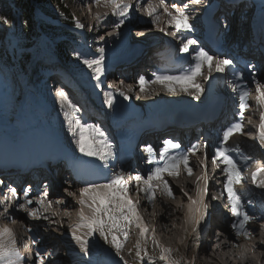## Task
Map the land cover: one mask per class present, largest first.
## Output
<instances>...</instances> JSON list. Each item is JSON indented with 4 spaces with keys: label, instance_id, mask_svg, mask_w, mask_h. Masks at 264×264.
Segmentation results:
<instances>
[{
    "label": "snow or ice",
    "instance_id": "1",
    "mask_svg": "<svg viewBox=\"0 0 264 264\" xmlns=\"http://www.w3.org/2000/svg\"><path fill=\"white\" fill-rule=\"evenodd\" d=\"M95 4L100 5L103 3L105 7H111L112 14L118 17V21L115 23V27L119 29L124 24V19L129 16V10L132 8V4L127 2V0H94ZM201 0H191L192 4H199ZM163 9V14L168 17V23L174 25L176 32H180L181 29L190 30L191 25L189 24V16L187 14L188 5L184 4L182 7L176 5L175 3L170 6L165 3V0H148L146 6V14L149 17H153L152 23L156 24L160 21V14L158 9ZM97 18L100 15L97 14ZM0 22L5 24L9 23L8 19L0 15ZM75 26L77 28H83L84 25L78 20ZM164 31L163 28L160 29ZM176 32L172 35L175 36ZM197 41L193 39H187L183 43L181 48L182 52H188L190 46L195 45ZM96 51L99 53V57L95 59H83V63L92 70L93 79L97 82L96 87L101 86V77L104 75V48L98 47ZM214 58L203 48L196 50L194 57L195 64L187 72L182 73L179 76L170 75H155V79L151 83H160L168 91L174 92L176 88L174 87L175 82L188 81L189 84H181L180 90L188 92L189 95L194 96L197 100L200 98V93L203 88L200 83L196 82V77L201 75V69L204 67L207 61H212ZM230 59L225 58H215L214 67L209 65L208 74L203 76L204 80H208L213 71L218 73H223L226 68L232 65ZM144 76L139 77V83L141 91L144 90V85L148 83ZM110 87V86H109ZM193 88L194 91L189 89ZM131 89L129 88V91ZM237 90L234 87V91ZM256 105L258 108H264V86L259 82L256 83ZM57 96L60 98L59 103L61 108L69 109L70 111H65L64 116L68 120L69 129L76 137L75 143L83 155L94 156L107 163L108 159L113 156L112 144L107 140L104 132L97 126L87 124L82 122V120L76 117V113L80 112V109L74 105L68 98L67 94L63 89L57 91ZM248 90H240L239 94V107H240V117L243 119V113L246 108L249 107ZM107 97V104L109 107L113 104V95L111 92L105 93ZM121 96L127 99V95L124 92H120ZM243 132V125L241 122L232 124L223 132L222 141L219 147L216 148L215 154L212 157V163L219 168L220 164H224L225 167L222 172L226 175V180L224 182V190L227 193L228 203L231 205V213L233 216L237 217V222L232 224V228L235 230L236 235L244 236L245 238H250L253 233L249 230L246 225L254 219L247 212L243 211V205L241 203L240 197L237 194L235 185L240 184L242 179V172L237 162L229 154L230 149L227 147L229 139L234 133ZM257 139L262 147H264V111L260 112V124L257 131ZM166 147L163 149L161 155L162 157H167L165 159L163 167L157 166L152 169L145 179L140 174L135 176H125L124 172L116 174L114 178L108 180L105 183H89L87 186L79 189V198L77 203L79 204L78 210V222L72 226V239L80 246L81 252L87 256L89 255V242L87 239L82 238L77 235V230L81 228H86L87 235L89 237L93 236L95 233H99L106 243H110L115 249L117 254L123 247V242L119 239L117 232L123 234L125 240L129 235V227L135 224V227L140 229V236L145 237L148 229L142 224L141 217L137 213V205L139 201L133 202L129 196L130 187L135 191H142L147 193L149 202H151L156 195L157 187H159L164 193L169 197H174L172 187L169 181L164 178V174L167 173L168 176H178L180 172L181 165L187 170L189 175L193 173V167L190 166L189 153L195 154L199 149V145H193L192 148L188 149L187 152H183L176 156H168L169 149H179L180 145L174 143L172 140H166ZM207 147V146H205ZM145 151L149 154L148 163H153L151 156L153 154V147L148 145L145 147ZM204 160L199 161V164L206 169L207 152L204 154ZM245 162H247L250 157H245ZM219 161V163H217ZM131 181H135L134 185H130ZM156 182L154 184L153 182ZM200 181H203V186H201ZM252 184L257 188L264 189V166L257 167L255 171L251 172ZM2 183V181H0ZM143 185L141 188L140 185ZM208 180L206 171L201 174L197 179V193L198 199L193 200L190 196L188 199L191 201L189 205V213H196L198 216L195 219L197 225H199L200 220L204 218L207 204L203 202L204 196L208 194ZM11 196H5L4 201H10L16 197V189H10ZM69 195H75V193H69ZM185 196L188 194L185 192ZM26 204H31L32 201L27 199L28 191L24 192ZM217 197L212 196L211 199L215 200ZM2 202V201H0ZM37 204H42L41 201H37ZM193 205L197 207L193 208ZM19 207L25 209L29 216H36L39 213V209L32 208L27 209L25 204H19ZM44 210L47 211L52 207V202L48 201L46 205H43ZM7 207H5L3 212H0V217H5L7 213ZM57 213H53L56 215ZM242 217V219H241ZM31 231V229H29ZM109 236L111 239L109 240ZM153 243L160 248V260L164 261L165 264H179L178 261H172L169 259V254L171 249L164 248L159 245L155 239ZM264 243V241H261ZM17 240L9 228H0V264H25V257L21 255L16 247ZM137 257L141 258V251H144L147 255V250L144 249L139 241L136 244ZM39 264H44L45 255L40 252L36 253ZM121 259H123L121 257ZM127 264V262H125Z\"/></svg>",
    "mask_w": 264,
    "mask_h": 264
},
{
    "label": "rangeland",
    "instance_id": "2",
    "mask_svg": "<svg viewBox=\"0 0 264 264\" xmlns=\"http://www.w3.org/2000/svg\"><path fill=\"white\" fill-rule=\"evenodd\" d=\"M61 3L64 4L63 8L69 10V13H70L71 17L74 19L75 24H76V21L78 20L81 24L84 25V27L86 25H89L88 22L92 21L94 19L95 15H97V14H101L104 12H109L108 14H112L111 7H105L104 6L102 8L100 5L95 4V2L93 0H85V2L83 4H80L79 0H61ZM133 3H134V1H133ZM255 5H256V9H255L256 15L255 16H253V10L252 11L250 10L252 8L248 9L249 16H251V17H249V18L247 17V19H250L251 22L253 20V17H256V19L254 18L256 22L260 20L261 16L264 17V0H254L253 3L250 4V7H254ZM56 7L57 6H55V8ZM41 8L43 9V8H45V6H42ZM133 8L138 9V7H136V6ZM142 8H141V12H142V16H143L145 14L144 13L145 9L143 8L144 9L143 10ZM0 9H2V13H3L2 15L5 16L9 21V23H7V24H4V23L0 24V49L3 50V51H0V85H1V87H3L4 85H9L10 88L13 90L12 91L13 96L11 98L12 100L9 99L10 102H8L6 104L7 106H5V109H7V111H8L10 109V107H12L11 104H12L13 100L14 101L17 99L19 100L18 103L16 104L17 106L14 107L13 113L11 115L5 114L4 119H2V121H0V123H3L2 125H0V159L15 158V157H13L14 155H12V154H15V152H17L19 150H23L24 146H21V148L14 146V144L16 143V140L18 139L17 133H21L22 130H24L28 125H31V123L32 124L37 123L40 128L52 129L55 127L59 131H62L66 135L67 142L70 143L72 148H74L76 150V153H78V152L80 153V151L78 150L76 143H75L76 137L73 136V133L69 129L68 120L65 118L64 113L62 112V108L59 109L55 105L52 107L47 106V108H48V110H50V112L45 115V112H44L45 107L42 103L43 101L41 102V104H39V97H38V101H36L37 96H40V94L42 93L41 89H43V86L40 89V85H39L41 78L45 75V73L43 72V69H45V68H43V66H45V67L47 66L51 70H53L52 66L46 64L47 63V61H46V62H37L35 65H30V66L26 67L24 76L26 75V77L28 79L25 83L22 81L23 78H21V79L18 78V74L16 73V71L14 69H12V68L5 69L2 66V64H3L2 61L4 59L5 54H7V51H9L11 48L13 49V46L10 43V41H11V35L13 32V26L12 25H13V23H15L16 18H15V15L12 13L13 9L9 5L8 0H0ZM58 10L59 9L56 8L57 12H59ZM36 11H38V9L34 5L32 12H33L35 17L37 16ZM161 12L162 11H160L159 23L154 24L153 27L149 26V23H147L146 26H144V27L138 26L137 28H135V33H133V36H131V38H127V35L124 36V34H123L124 29L121 28V30H119V31H120V34L123 35V38L120 41V45L118 46V48L114 52L109 54V59H107L106 61L113 60L116 55L120 54V52H125L129 47L134 45V44H131V43H133V41L137 42L138 40H141V41L144 40V39L140 38V36H141V34H139L140 30H146V29L149 30L150 29V31L146 32V34H145L146 36H148V38L146 40H144V42L146 44H151L152 42L162 41L161 39H163V38L165 39L167 37V34H165V32L168 31L167 28L170 26H173V25H171L167 22L169 18L166 17L165 15H163V13H161ZM257 18H258V20H257ZM245 21H249V20H245ZM142 24L145 25L144 23H142ZM160 24H161V26H160ZM157 25H159L160 27ZM110 27H112L111 29H114L113 28V27H115L114 23H112V26H110ZM103 28H104L103 31L105 32L107 29V26L103 27ZM161 28H163L164 31H161L160 30ZM96 30H95V32H96ZM100 32L97 33L98 35H96L95 33L91 34L89 43H92V44H90V46H86V48L82 47L81 45L79 46L78 52H79L81 58H83V59H95V58L99 57V53L96 51L97 46H95V44H96L95 42H97L99 39V38L97 39V37L105 36L104 38H106L109 36L107 34H111V33H113V31L112 32L108 31V33L105 35H103V33L100 34ZM163 34H164V36H163ZM156 36H158V37H156ZM157 38H158V40H155ZM112 41H114V40L106 39V41H104V43L105 42L111 43ZM115 41H116V39H115ZM124 41H126L127 44H126L125 48L121 49L120 46L123 47L122 44ZM162 43H164V42H161V44ZM39 44L42 45V42L40 41ZM7 45H8L9 49L4 48ZM262 45H264V44H262ZM99 46H104L103 48H105L106 44L99 45ZM262 48H264V46H262ZM149 50L151 51V49H149V47H148V51ZM146 51H147L146 49L143 50V52H146ZM256 51H259V47H256L255 52ZM130 53L131 52H128L127 54L130 55ZM14 54H16V53H14ZM146 54H147V52H146ZM18 57L19 56H17L16 59H18ZM119 57H121V56H119ZM10 61L12 62V59ZM138 63L139 62H136L134 64V66H137ZM145 63L146 62H144L143 65ZM54 64H57V63H54ZM141 65L142 64H139L137 67L139 68V67H141ZM82 66L83 67L80 69H78L76 67H72V69H70V72H72L74 74V76H76V77H79V76L84 77L85 81L83 83L86 84V82H88V79L92 75V70L89 69L84 63H82ZM133 68L136 69V67H133ZM133 68L130 67V70H132ZM140 70H142V67L140 68ZM64 71H66V70H64ZM132 74H135V72H132ZM135 75H137V74H135ZM129 76H131V74ZM111 82H112V79L109 80V83H111ZM119 83L121 84L122 81L119 80V82H117V84H119ZM155 84L156 83H151V80H150V82H148V84H147V87H152L151 85H155ZM121 85L128 88L127 90H125L128 95H129L130 91H131V93L134 92V94L132 93V95L130 93V97L126 94L128 98L125 99L124 96L120 95V92H123V91L116 89L117 85L115 86V84H114L115 90H118L117 93H114V96H115V98L121 97L120 98L121 103L119 102L120 103L119 105L120 106L122 105L126 108H131L132 104H136V107H137V105L140 104V105L145 106V107L148 105L149 107L153 106L154 108H158L157 104L150 105V103H152V101L150 102L149 98L150 99L152 98L151 100L154 99V102L159 100L158 102L162 104L161 108H163V107L166 108V107H169V106H167V104H168L167 101L172 99V96L171 95L169 96L166 93H165L166 95L165 94L153 95V93H152L149 95V97L147 95L148 100L145 101V100H143V98H144L143 91L144 90L143 91H141L139 89L136 90L138 87L137 83H136V85H135V83L133 85L131 81H128L126 83H122ZM129 88L131 89L130 91H128ZM148 90H150V89H147L146 93L149 92ZM203 94H200V95L203 96ZM73 95L74 96H81V93L79 91L74 90ZM187 95H189V94H187ZM129 98H131L130 100H132V101H129ZM98 99H100V98H98ZM173 99H172V101H174V105H178L182 102L181 100H184V99H181L180 97L177 98L179 101L177 99H175L176 101ZM200 99H201V97H200ZM75 101L76 100H73V104L78 105V103ZM103 101L104 102L99 101L100 105L107 107L108 111H110V107L107 104L106 98ZM77 107H80L79 108L80 109V112H79L80 116L76 115V117L80 118L82 120V122H85V121L88 122V120L85 119V117L87 118V116H89L91 114L90 112H87L88 108L83 107L81 105H78ZM67 110L70 111L69 109H67ZM114 113H118V112L116 110H114ZM0 118H2L1 115H0ZM96 118L97 117H92V119H91L92 122L90 124H93L94 123L93 120ZM114 118L117 119V116ZM89 120H90V118H89ZM143 124H145V126H146V123L144 120L141 122L142 126H143ZM257 124H258V121H256V125ZM170 127H171V125L170 126L168 125L166 127V129H169ZM39 131H41V130H39ZM34 132L35 131H33V133ZM36 133H38V131H36ZM30 135H32V134L30 133ZM33 136H35V134H33ZM43 136H44L43 132L41 134H39V137H42V139H44ZM3 137L8 139L10 141L11 145L6 144L4 142H1V139H3ZM52 141H54L53 138H48V142H46V143L52 144V143H54ZM36 145L40 146V147L42 146L38 142L36 143ZM5 146H9L10 148L8 147L7 149H5V148L2 149V147H5ZM17 153L21 154L22 156L26 155L23 153V151H19ZM30 153L35 154L34 151L29 152V154ZM80 154H82V153H80ZM95 158H97V157H95ZM10 160H12V159H10ZM0 163L2 164L3 162L0 161ZM1 170H3V169L0 167V171ZM193 175H194L193 173H192V175L188 174L189 178H193L194 177ZM182 179L183 180H180L177 177L178 181L184 182V180H185L184 175H183ZM169 181L171 183L173 181V179H170ZM102 183H104V182H102ZM175 184L176 183H174V186H175ZM193 185L195 186V184H193ZM81 188H83V187H81ZM81 188H79V189H81ZM64 189H67L71 193L73 192L68 188H64ZM189 189H190V192L188 191L187 188L185 189V190H187L186 193L187 194L189 193L188 196H186V197H184V194L182 191H180V192H182L183 195L181 193L178 195L177 193H175L176 191H178L176 188L172 189V190H173V193L175 194L176 198L178 197L179 199H181V197L182 198L184 197L183 198L184 201L187 202V197L190 196L192 198V196H194V193L197 191V188L195 189V187H193V186H192V188H189ZM164 194L165 193L162 192V197H164ZM165 199L167 200V198H165ZM154 200H155V203H154L155 205H160V204H158L159 198H158V200L153 199L151 202H154ZM207 204H208V202H207ZM77 206L78 205H76L77 209L75 208V209L69 211L70 215L72 214L73 216H78L77 213H78L79 208ZM148 216L150 217V222H148L146 220V218H145V220H143V218L141 219L142 222H145V223L151 225L150 226V233L149 232L147 233L148 234L147 237H149V238H146V239H148L147 241L143 240V238H140L139 236H136L134 234L133 231H136L137 228L135 227V224H133L128 229L129 235H128L126 240H125L122 233H120V232L116 233L118 235L119 239L123 242V247L121 248L119 255H118L116 252V249L110 243H106L105 240L102 237H100L99 233L97 232V235L99 237V239H98L99 241L97 239H95V244H94L95 250L93 251V250L89 249V251H92V253H89V255H87V256L84 255L80 259L81 260L80 264H125V262H127V264H165V262L161 261L159 258L160 257V255H159L160 248L157 247L155 243H153V239H155V241H157L160 246H162L164 248L171 249V253L169 254V259L172 261H178L179 264H224V263L227 264L228 261H229L228 264H230V263L231 264H241V262H243V261L248 262V264H264V248L259 250V249H256V246L254 247L253 238L255 236L254 237L251 236L250 238H243L244 236H241L240 237L241 238L240 243L237 245L238 249H235L232 252L235 255V257H237V259L235 258V260H233L234 257L231 256L232 258L229 257V258H231L230 260L223 261L221 263V262H219V258H221V257H219L220 254H218V252L215 253L216 254V256H215L213 254V251H211L212 253H210V254L212 256H209L208 252H210V251L208 248L211 245H209V241H207L208 239H206L205 241H201V238H203V236L200 234L203 232V228L200 230H197V228H195L196 226L195 227L192 226V227L188 228L189 225L194 223L192 218L191 219L188 218L189 219L188 221H184L183 219H181L182 217L180 218V217L176 216V224H173L172 220L169 218L170 219L171 232H172V234H169L167 230L164 231V230L160 229L157 233H155V231L153 230L154 229L153 226H155V225L159 226L160 222H161V225L165 224V218L162 219L159 216V214L154 216L155 218L153 217V215H148ZM68 220H69V218H67L65 220V222H63V223H60L59 220H51V221H53L51 223V225H49V223L51 221H45L44 225L50 226L52 228V230H56V232L58 230H59V232H66L67 229L69 230L71 228V227L69 228V226H71V223L67 224V222H69ZM202 222H203V219L201 220L200 223H202ZM166 223H167V221H166ZM216 223L217 222L213 218L211 219V222L209 223V226H211V228H213V231L215 230L214 227L216 226ZM168 224H169V222H168ZM159 228H162V227H159ZM174 228H175V230H174ZM262 228H264V227H262ZM82 229H85V228H82ZM52 233H54V231H52ZM79 233H82V231H79ZM207 234H208V232H207ZM150 236L154 237V238L152 239ZM110 239H111V237L109 236V240ZM245 239L250 240V241H246ZM255 239L260 241V239H258V238H255ZM244 240H245V242H244ZM137 241H139L140 243L142 242L141 243L142 247L147 250V255H145L144 251H141L142 259H139L136 255ZM205 242H206V248H202V246H204L203 244ZM69 247H72L74 250L80 249V246L77 244H75V245L73 244V246H69ZM186 254L189 257L188 258L189 261H186V256H187ZM99 255H100V257H99ZM258 256L260 257V259H258ZM121 257L123 259H121ZM143 259H145L146 261H143ZM238 259H239V261H237ZM235 261L237 263H234Z\"/></svg>",
    "mask_w": 264,
    "mask_h": 264
},
{
    "label": "bare ground",
    "instance_id": "3",
    "mask_svg": "<svg viewBox=\"0 0 264 264\" xmlns=\"http://www.w3.org/2000/svg\"><path fill=\"white\" fill-rule=\"evenodd\" d=\"M133 1L134 0H127V2H129V3H131L132 5H133V7H135L136 6V2H134L133 3ZM148 1V0H147ZM253 1L254 0H248L247 2L249 3V4H251V3H253ZM144 6L146 5V2H144V4H143ZM132 7V9L134 10V12H136V9L135 8H133ZM143 7V6H142ZM144 8V7H143ZM245 10V9H244ZM159 12V11H158ZM223 12H224V10H223ZM144 13H146L145 12V10H144ZM160 13V12H159ZM188 14V13H187ZM47 15V14H46ZM49 16V15H48ZM107 16H108V19H110V18H114L115 16L113 15V14H107ZM188 16H189V14H188ZM152 18V17H151ZM166 18V17H165ZM191 19V21H193V18H191L190 16H189V20ZM38 20H41V21H45V20H42V19H38ZM94 20V19H93ZM248 20V19H247ZM46 22V21H45ZM163 22V21H162ZM248 22V21H247ZM161 23V22H160ZM135 24V28H137L138 26H140V27H144V26H146V24L145 25H143L142 23H138V22H136V23H134ZM162 24V23H161ZM161 24H160V26H161ZM196 25H198L197 24V22H196V24H195V26ZM237 25V22H234L233 23V27L235 28V26ZM106 26H107V29H106V31L104 32L103 30H104V28L102 27V28H98V32L97 33H99L100 31V34H102L103 33V35H105V34H107L108 33V31L110 32V31H113L114 29H111L112 27H110V26H112V23H108V24H106ZM105 26V27H106ZM157 26H159V25H157ZM159 26V27H160ZM124 29V28H123ZM157 29V28H156ZM168 29V31L167 32H165V34H167V37L164 39H161L163 42H164V46H162L161 47V49L162 50H166L165 51V53L169 50V48L172 46V45H175V44H177L178 46H180V45H183V43L184 42H180V39L179 38H182V32H176V29H175V27H174V25L173 26H170V27H168L167 28ZM119 31V30H118ZM139 31V30H138ZM150 31V29L148 30V29H146V30H140L139 31V34H141V36H140V38L141 39H144V40H146L147 38H148V36H146L145 34H146V32H149ZM195 31V30H194ZM173 32H176V35L175 36H173L172 35V33ZM93 33V32H92ZM196 33H199V31H196ZM123 36V35H122ZM163 36H164V34H163ZM104 37V36H103ZM156 37H158V36H156ZM162 38V37H161ZM127 39V38H126ZM155 40H158V38L157 39H155ZM193 40H195V41H197V43H196V45L198 46L199 44H201L200 42V40L199 39H193ZM126 41H124L123 42V47H121L120 46V48L122 49V48H125V46H126ZM163 44V43H162ZM160 49V48H159ZM126 50V49H125ZM247 50V49H246ZM253 51L255 50V48L254 49H252ZM185 53V52H184ZM184 53H183V55H184ZM191 53V52H190ZM194 56H191L190 57V60L192 61V58H193ZM256 59V58H255ZM193 63H195V61L193 62ZM255 63V62H254ZM174 64H176V62L174 63ZM139 65V64H138ZM190 65V63H188L187 64V66H189ZM209 65H213V62H210V61H207L206 62V64L204 65V67L201 69L202 71H207V74H208V67H209ZM214 67V66H213ZM231 68V66H229L228 68H226L225 69V71L223 72V73H218V72H215V71H213L212 73H211V75H210V77H209V79L208 80H206V82L208 81V84H207V88H206V96H207V94L208 95H210V96H212L214 93H216V92H221L222 93V91H221V89H220V87H221V85H222V76L226 73V70H228L229 72H233L232 71V69H230ZM127 70H130V67L129 68H127ZM135 71H136V69H134ZM132 72H134L133 71V69L131 70ZM161 71H163V70H161ZM185 72H187V71H184V73ZM136 73V72H135ZM150 73H152L151 74V79H154L153 78V76H155L154 74H156V73H153V70L152 69H150ZM206 74V75H207ZM143 75H144V77H145V79H146V81H149L150 82V78H148L146 75V73H143ZM222 75V76H221ZM170 76H172V74L170 75ZM176 76H179V75H176ZM220 76H221V78H220ZM226 74H225V78H226ZM202 77H203V75L201 74L200 76H198V77H196V82H198V83H200L201 84V82H202ZM152 81V80H151ZM134 83H135V85H136V82L134 81ZM249 83V82H248ZM122 84V83H121ZM138 84V83H137ZM147 84L148 83H146L145 85H144V91H143V93H144V98H143V100H148L147 99V95H148V97H149V95L150 94H152L153 93V95H159V94H167V95H171L172 96V99L173 100H175V99H177V98H181V99H184V100H181L182 102L181 103H183V102H185L186 104V106L188 107V109H187V111H190L191 109H195V108H198V106H199V103H198V101H200L199 99L197 100L195 97H193L192 95H187L188 94V92H184V91H181L180 90V85L181 84H189V82L188 81H179V82H175L174 83V87L176 88V91H174V92H170V91H168L162 84H159L158 85V83H156L155 85H151L152 87H147ZM127 85V84H126ZM139 85V84H138ZM137 85V86H138ZM116 86V85H115ZM201 86H202V84H201ZM139 87L140 86H138L137 87V89L136 90H138L139 89ZM249 87H251V84H249ZM133 88V87H132ZM123 89H125V88H123ZM147 89H150V90H148L149 92H147L146 93V91H147ZM219 89V90H218ZM115 90V89H114ZM120 90V89H119ZM133 90V89H132ZM190 91H194V89L193 88H191L190 87V89H189ZM223 90H224V88H223ZM227 90V89H226ZM75 91H79V90H75ZM117 91L118 90H115V93H117ZM129 91V90H128ZM127 91V92H128ZM154 91V92H153ZM251 91H253V93L252 92H250V94H249V97H248V104H249V107L248 108H246L245 109V113H247V115H249V117H252V119L251 120H249V119H246L245 118V122L247 121L248 123H247V126H246V129L244 130V134H246L247 136H249L250 135V133H251V131H249V130H251V126H252V123H253V125H254V127H257V125H256V122L255 121H253L254 120V117L253 116H256V111L258 112V110L259 109H261V111H264V108H258L257 107V105H256V95H255V93H256V91L255 90H253V89H251ZM123 92L125 93V94H127L126 93V91L125 90H123ZM130 93H131V91H130ZM130 93H129V97H130ZM133 94H134V92H132ZM132 93H131V95H132ZM71 94H73V92H71ZM140 94V93H139ZM138 94V95H139ZM165 94V95H166ZM177 94V95H176ZM225 94H227V93H225ZM205 95V93L203 94V96ZM177 96V97H176ZM192 96V97H191ZM115 97V96H114ZM139 97V96H138ZM121 98V97H120ZM120 98L118 97H116L115 99H116V101L118 102V104H120L121 103V100H120ZM140 98V97H139ZM194 98V99H193ZM131 98H129V101H132V100H130ZM133 99V98H132ZM152 99V98H151ZM150 98H149V100H150V102L152 101V103H150V105H152V104H157V107H158V109L160 110L161 109V107H162V104L161 103H159L158 101H155L154 102V99L153 100H151ZM172 99H170V100H168L167 102H168V104H167V106H169V107H166V108H164L165 110V113L164 114H166L167 115V119H170L171 117V115H173V113L178 109V108H181V109H184L185 108V105H180V104H178V105H174V101H172ZM178 100V99H177ZM176 101V100H175ZM179 101V100H178ZM72 103H73V100L71 101ZM120 102V103H119ZM166 102V103H167ZM132 104V103H131ZM74 105H76L77 106V104H74ZM120 106V105H119ZM164 106V105H163ZM153 107V106H152ZM156 107V106H155ZM78 108H80V107H78ZM143 108V109H142ZM154 108V107H153ZM144 109H146L147 111V113L148 114H150V111H152L151 110V107H149L148 105L145 107V106H142V105H137V107H136V104H132L131 105V108H130V110L131 111H133L134 113H135V111H139V112H142V111H144ZM260 111V112H261ZM184 113H185V115L186 116H189L188 114H190L191 115V111L188 113L187 112V114H186V112L185 111H183ZM75 115H78V116H80V113H76ZM170 115V116H169ZM158 117H163L162 115L161 116H158ZM180 116H177V118H179ZM87 118H90L89 116H87ZM92 119V118H91ZM114 119V118H113ZM96 121H97V119H94L93 120V124H90L92 121L91 120H89L88 122H86L87 124H90V125H94L95 126V124H96ZM145 121V120H144ZM137 122V124H140L139 126H141V127H139V128H134L133 129V131L134 132H137V130H139V129H141V128H143L144 126H145V124L142 126L141 125V119L140 118H138V120L136 121ZM140 122V123H139ZM238 122H240V121H238ZM145 123H146V126L148 127V128H150L151 127V123H149V121H145ZM151 124V125H150ZM108 125H109V123H108ZM125 125H127L126 123H125ZM125 125H123V124H121V126H119V127H117L116 128V131H121L122 130V128H126V126ZM169 124H167V126H168ZM170 125H173V123L171 122V124ZM152 126H154V125H152ZM130 126H127V128H129ZM126 131V130H125ZM105 132H107V131H105ZM123 132V131H122ZM121 132V133H122ZM127 132V131H126ZM162 132V131H161ZM257 134V133H256ZM124 135L126 136V133H124ZM118 136H120L119 135V133H118ZM113 140V141H112ZM112 140H110V142H113V144H112V146H113V149L117 152V150L119 149V146H120V144H119V141L118 140H116V138H115V136H113V139ZM166 140H169V139H165V141ZM1 142H4V141H2L1 140ZM52 142H54V143H49V144H47L49 147H52V148H54V149H56V146L55 145H57V143H60V144H62V142L60 141V139H54V141H52ZM4 143H6V142H4ZM35 143H37V142H35ZM42 146L41 147H44V143H40ZM30 145V144H29ZM38 145V144H37ZM32 145H31V149L30 148H28V147H25L24 146V148H23V150H19V151H23V153L24 154H26L27 155V153H29V152H32L33 150H32ZM256 147V152L255 151H253V150H251V152L250 153H248L249 155L251 154V157H253L252 159H251V163H252V165H251V167L250 166H248V168L246 169V168H243L242 167V165L237 161L238 160V156H239V154H238V152H235V154H234V152L230 149V155L232 156V158L237 162V164H238V166L240 167V169H241V172L242 173H246V174H249L250 173V171L252 172V171H255V169H256V167H260V166H264V154H262V152H258L257 151V149H258V147L257 146H255ZM14 149V148H13ZM163 149L164 148H162V150L161 151H163ZM19 151H17V152H19ZM156 152V151H155ZM11 154V153H10ZM154 154V153H153ZM12 155H14L13 157H15V158H10V159H12V160H10V159H0V161L1 162H3L2 164L3 165H5V166H8V165H10V164H12V163H14V162H16V161H18V159L16 158V155L15 154H12ZM168 156H176V154L175 153H173V151H172V149H169V152H168V154H167ZM192 156H193V158H192ZM191 157L189 156V158H190V166H192L193 167V178H189V176H188V172H187V170L186 169H184V167L181 165V168H180V172H179V175L178 176H168L167 175V173H165L164 174V178L165 179H167L168 181L170 180V179H173V181L170 183V181H169V184H170V186L172 187V189H177L178 191H176L175 193H177L178 195L181 193L182 194V192H183V194L187 191V190H185L186 188L188 189V191L190 192V189L189 188H192V186L193 187H195V189L197 188V179H198V177L201 175V174H203V172L201 171V168L199 167V161L201 160V157H202V154H200L199 152H197V153H195V155H192ZM245 157L244 156H242L241 157V160H245L244 159ZM254 158H256V159H254ZM151 159H152V161L154 162L153 163V165L155 166V167H157V166H160V167H163V165H164V162H165V159H167V157L165 156V157H162V155L160 154V152L158 153V154H156V157H154V156H151ZM254 159V160H253ZM193 160V161H192ZM204 160V159H203ZM33 161V160H32ZM211 162V161H210ZM217 163H219V162H217ZM1 164V163H0ZM210 164H212V166H214V167H216V165L215 164H213L212 162L210 163ZM154 167V168H155ZM213 167V168H214ZM153 168V169H154ZM81 168H78V171L80 170ZM12 170V169H11ZM11 170H5V171H3V172H0V174L1 175H10L9 174V172H12ZM150 173V172H149ZM87 174H93V175H95V176H90V175H86V177H87V179L86 180H88V181H93V180H95V179H97V178H101V176L99 175V174H102V172H100L98 169L96 170V171H92V173H87ZM117 173H114L113 174V177L116 175ZM149 175V174H148ZM148 175H146L145 174V179H147V176ZM183 175L185 176V180H184V182H180V181H178L177 180V177H178V179H180V180H183L182 179V177H183ZM243 175V174H242ZM209 176L207 175V180L209 181V178H208ZM215 177L216 176H214V177H212L211 178V181H212V183L211 184H214L215 186H216V179H215ZM106 180V179H105ZM177 180V181H176ZM102 181H104V180H101L100 182H102ZM88 183H92V182H88ZM154 184H156V182L154 181L153 182ZM174 183H176L175 184V186H174ZM193 184H195V186L193 185ZM200 184H201V186H203V181H200ZM134 185V184H133ZM143 187V186H142ZM207 187H208V194L206 195V196H204V200H203V202L205 203V204H207V202H208V207L207 208H210L211 206H213V207H215V201L216 200H213V199H211V197H212V195L213 196H215V197H219V195L217 194V191H219L218 189H214L213 190V193L210 195V193H211V189H213L212 187H210L209 186V182H208V185H207ZM256 189V188H255ZM180 191H182V192H180ZM61 192L63 193V195L65 196V197H67V198H69L71 201H72V199L74 198L75 200H76V203H77V200H78V198H79V191H77V192H72V193H75V195H69V193H70V191H67V190H61ZM134 195L136 194H139L137 191H135L134 190ZM162 190L159 188V187H157V190H156V196H155V198L154 199H157L158 200V198H159V202H158V204H160V205H155L154 203H155V200H154V202H149V201H147L145 198H148L147 197V193H145V192H142V194H143V196H144V200H141L142 202H143V205H142V207L144 206L145 207V209L147 208L148 209V214H143L142 212L139 214L140 215V217H141V219L143 218V220H145V218H146V220L148 221V222H150V217L148 216V215H153V217L154 216H156L157 214H159V216L162 218V219H164L165 218V224H162L161 225V222H160V225L158 226V225H155V226H153L154 227V231H155V233H157L160 229L161 230H167L168 231V233L169 234H172V232H171V226H170V219L172 220V223L173 224H176V216H178V217H182L181 219H183L184 221H188L189 219H193V221H194V223L193 224H191V225H189L188 226V228H190V227H195V226H197V224H196V222H195V219H196V217L198 216V214H196V213H193V214H190L189 213V205H190V203H191V201L188 199V197H187V202L186 201H184V197H186L185 195H184V197L182 198L181 197V199H179L178 197L176 198V196H175V194H174V197H169L166 193L164 194V197H162ZM182 194V195H183ZM189 194V193H188ZM191 194V193H190ZM129 195H130V198L131 199H133V194H130L129 193ZM135 195V196H136ZM166 196V197H165ZM188 196V195H187ZM192 196V195H191ZM165 198H167V200L165 199ZM192 199L193 200H197L198 199V193H197V191L194 193V196H192ZM249 198L246 196V199H244V200H247V201H249L248 200ZM209 200V201H208ZM133 201H135V202H137L136 200H133ZM58 202H59V200H58ZM157 202V201H156ZM210 203V204H209ZM60 204H64V201L63 200H60ZM77 207L79 208L80 206H79V204L77 203ZM162 205V206H161ZM195 207H197L196 205H193V208H195ZM75 208H76V206H75ZM75 208H73V209H75ZM77 209V208H76ZM139 207H138V205H137V210L139 211ZM206 211H207V209H206ZM67 211L66 210H61V212H60V214H59V212H57V214H59V216H58V220L60 221V223H63V222H65V220L67 219V218H72V216L69 214H67L66 213ZM146 212V211H145ZM158 216V217H159ZM75 217V216H74ZM76 217H78V216H76ZM155 218V217H154ZM167 218V219H166ZM170 218V219H169ZM189 218V219H188ZM175 220V221H174ZM237 220V219H236ZM236 220H235V222H236ZM166 221H167V223H166ZM53 221H51L50 223H49V225H51V223H52ZM67 222V221H66ZM72 222V223H71ZM70 223H71V228L69 229V231H66V232H59V230L56 232V230H52V228L49 230L50 232H48V233H52V231H54V235H56V236H58L59 235V239H61L62 241H64V242H66L67 243V247L69 248V249H71L72 250V253H73V255H74V258H75V261H78V260H76L77 258L78 259H81L83 256H84V254L81 252V250L80 249H76V250H74L72 247H69V246H73V244L75 245V244H77L76 243V241L75 240H73L72 239V226H74L75 225V223H73V221H71ZM141 222H142V220H141ZM168 222H169V224H168ZM200 222H201V220H200ZM154 223V222H153ZM157 223V222H156ZM261 224H258L257 226H258V228H257V230H258V235H256L254 238H253V242H254V247L256 246V249H262V248H264V243H261V241H264V228H262V227H264V222L262 221V222H260ZM0 224H3L4 225V227H6V228H9V229H11L12 230V228L11 227H13L12 226V224L11 223H8L6 220H5V223L3 222V220L1 219V223ZM203 224H204V222L202 223V225H201V223H200V225H201V227L203 226ZM172 225V224H171ZM222 224L221 223H216V226H218V227H220ZM256 223L255 224H252L251 226L254 228V229H256ZM146 228L147 227H149V224L148 225H144ZM151 226V225H150ZM158 226V227H157ZM173 226V225H172ZM215 226V227H216ZM3 226L2 227H0V228H4ZM152 227V228H153ZM159 227H162V228H159ZM247 227V226H246ZM44 229H46L45 227H43V229L41 230V232H45V230ZM60 229V228H59ZM82 229V228H81ZM77 230V235H79V236H81L82 238H84V239H87L88 240V242H89V249L90 250H95V246H94V244H95V235H93V236H91V237H89L88 235H87V229L85 228V229H82V230ZM187 229V228H186ZM149 230V229H148ZM174 230H175V228H174ZM79 231H82V233H79ZM12 232H13V230H12ZM150 233V231H147V233ZM46 233V232H45ZM145 234V236H148V234ZM151 235V234H150ZM209 235H212V233H211V231H209V233L206 235V239L209 237ZM151 237V236H150ZM147 238H149V237H147ZM152 239L154 238V237H151ZM243 238H245V237H243ZM255 238H258V239H260V241H258V240H256ZM240 239L241 238H238L237 240L239 241V243H240ZM56 240V239H55ZM246 240V239H245ZM245 240H244V242H245ZM246 241H250V240H246ZM252 242V241H251ZM50 244V243H49ZM61 245V244H60ZM78 245V244H77ZM204 246H202V248H206V242L203 244ZM50 246H53V245H50ZM222 246V244H218V247L220 248ZM253 247V248H254ZM258 247V248H257ZM29 247L27 246V245H24L23 246V248H21V249H23V252H24V255L28 252V249ZM235 249H238V246L236 245V247H233L232 245H230L229 247H224L222 250H221V252H220V250L219 251H215L214 249L212 250H210V252H208V254H209V256H212L210 253H212L211 251H213V254L216 256V254L215 253H217L218 252V254H220V256L219 257H221V258H219V262H223V261H227V260H230L232 257H234L233 258V260H235V258L237 259V257H235V256H233L234 254H232V251H234ZM240 249V248H239ZM230 251V252H229ZM69 252V251H68ZM258 252V251H257ZM89 253H92V251H89ZM225 254V255H224ZM232 256V257H231ZM229 257H231V258H229ZM54 258H50V261L51 260H53ZM258 259H260V257L258 256ZM72 261H73V259L71 260L70 258H68L67 259V264H71L72 263ZM237 261H239V259L237 260ZM79 262H81V260L80 261H78V263ZM244 262V264H248V262H246V261H243ZM228 263H229V261H228ZM227 263V264H228ZM234 263H237L236 261L234 262ZM239 263V262H238ZM225 264V263H224ZM231 264V263H230Z\"/></svg>",
    "mask_w": 264,
    "mask_h": 264
},
{
    "label": "trees",
    "instance_id": "4",
    "mask_svg": "<svg viewBox=\"0 0 264 264\" xmlns=\"http://www.w3.org/2000/svg\"><path fill=\"white\" fill-rule=\"evenodd\" d=\"M37 1V0H36ZM39 3L45 8V12L62 21L72 19L69 10L63 8L61 0H38ZM9 5L13 9L16 21L13 23V32L11 35V44L14 47L13 51L8 52L4 58L3 67L5 69L12 68L18 74V78H23L26 81L27 77L24 76L25 69L31 64L45 59H51L50 54L58 57L62 62L76 67H82V62L78 53L79 41L68 30L60 26H55L45 21L35 18L33 14L34 3L29 0H9ZM58 8L59 12L56 11ZM67 23V22H66ZM70 23V22H69ZM72 24V23H70ZM42 42V45L39 42ZM16 49L20 50L17 53ZM19 56L17 61L16 57ZM12 59V62L10 61ZM13 90L9 85H0V115L4 119V115H11L16 103L19 101L13 100L12 107L7 111L5 106L9 99L13 96ZM12 100V99H11ZM5 110V111H4ZM142 256V254H141ZM139 258V257H138ZM141 259V258H139ZM143 261H146L143 259Z\"/></svg>",
    "mask_w": 264,
    "mask_h": 264
},
{
    "label": "water",
    "instance_id": "5",
    "mask_svg": "<svg viewBox=\"0 0 264 264\" xmlns=\"http://www.w3.org/2000/svg\"><path fill=\"white\" fill-rule=\"evenodd\" d=\"M144 44H146V43H144Z\"/></svg>",
    "mask_w": 264,
    "mask_h": 264
}]
</instances>
